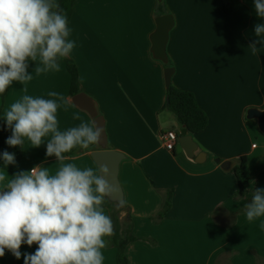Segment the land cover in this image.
Masks as SVG:
<instances>
[{
	"label": "crops",
	"instance_id": "0c3cea01",
	"mask_svg": "<svg viewBox=\"0 0 264 264\" xmlns=\"http://www.w3.org/2000/svg\"><path fill=\"white\" fill-rule=\"evenodd\" d=\"M163 1L164 14L173 19L165 62L151 51L156 0H76L68 20L75 47L67 59L77 67L81 92L103 117L108 149L124 156L118 181L137 238L124 249L127 264H264V216L248 221L245 215L254 191L264 189V133L256 119L247 118L249 109L264 111V47L257 44L256 55L249 48L257 39L255 25L264 19L256 16L254 0H237L232 14L223 11L222 0ZM165 63L174 68L170 84L192 93L207 116L206 128L191 135L197 146L193 158L178 144L166 150L160 139L180 129L164 106ZM34 67L29 61L33 79L27 93L25 85L13 82L0 100L1 122L23 95L53 99L47 93L55 91L66 101L57 111L59 130L93 123L71 102L63 62L59 71L40 75ZM95 150L96 145L74 149L65 162L98 170L91 157ZM243 156L251 181L238 197L235 176L215 159L232 167ZM37 165L51 172L59 167L55 157L46 158L45 144L31 148L26 141L13 175ZM167 191L170 208L157 220ZM36 248L23 244L19 260L6 250L0 264H24L23 254ZM116 252L107 243L103 264H117Z\"/></svg>",
	"mask_w": 264,
	"mask_h": 264
},
{
	"label": "clouds",
	"instance_id": "9594fccd",
	"mask_svg": "<svg viewBox=\"0 0 264 264\" xmlns=\"http://www.w3.org/2000/svg\"><path fill=\"white\" fill-rule=\"evenodd\" d=\"M257 17L264 19V0H254ZM256 41L249 45L253 55L264 47V23L256 24ZM66 13L55 0H0V94L13 82L25 85L36 75L60 70V60L68 58L75 42L69 40ZM53 99L25 94L5 111L3 119L11 130L6 143L25 149L46 145V158L55 157L59 167L37 165L13 176L5 175L15 155L2 153L0 168V258L6 250L21 258V246L37 245L24 253V264H103L102 249L114 233L113 222L102 205L114 194L107 167L79 168L66 154L88 150L100 142L102 129L84 121L61 131L57 111L66 103L58 92ZM73 119L80 120L78 114ZM46 137H50L45 141ZM248 221L264 216V189H256L248 203ZM264 228V224L261 225Z\"/></svg>",
	"mask_w": 264,
	"mask_h": 264
},
{
	"label": "trees",
	"instance_id": "16d2710c",
	"mask_svg": "<svg viewBox=\"0 0 264 264\" xmlns=\"http://www.w3.org/2000/svg\"><path fill=\"white\" fill-rule=\"evenodd\" d=\"M76 0H59L57 3L60 9L66 13L69 20L73 6ZM223 11L226 14H232L238 8L237 0H222ZM167 10L165 8L164 1H156V11L157 16L163 15ZM60 62L65 64L66 70L70 76L69 84V96L81 93L79 81H78V71L75 64L67 58L61 59ZM166 67H169V63H165ZM6 93V92H5ZM0 94V100L3 101L5 96ZM166 99L165 108L169 110L176 118L179 126L184 127L187 134L195 135L202 132L208 123L207 116L198 107L195 97L192 93L187 91L179 90L173 87L171 84L166 88ZM11 135V130L7 125L0 120V168H3L2 153L7 151L15 155L16 163L8 165L6 171L13 176L14 167L20 162L23 150L20 147H10L6 140ZM230 172L233 173L237 181L236 196L242 197L245 193L246 186L250 183L249 170L247 166L246 157H240L236 160V163L230 168ZM171 205V191H167L164 196V200L159 212L156 215V219L160 220L169 210ZM109 210L110 217L113 222L114 233L111 237H108V244L116 248V263L117 264H127L126 258L124 256L125 247L135 240L136 237L132 234V224L129 217V208L125 203L122 206H118L115 203L109 202L107 199L103 204ZM124 214V217H121Z\"/></svg>",
	"mask_w": 264,
	"mask_h": 264
},
{
	"label": "water",
	"instance_id": "95a60500",
	"mask_svg": "<svg viewBox=\"0 0 264 264\" xmlns=\"http://www.w3.org/2000/svg\"><path fill=\"white\" fill-rule=\"evenodd\" d=\"M156 1L162 2L163 0ZM155 25V31L151 35V51L155 58L165 62V47L168 39V32L173 25V19L169 14L160 15L156 17ZM173 73V67H166L164 69V81L166 88H168L171 83ZM71 102L77 108L85 111L91 118L92 122L103 131L100 142L96 144V150L91 153V157L98 168L107 167L110 171L109 179L115 191L113 196L107 200L118 206H122L124 200L123 191L118 181V170L119 164L124 159V156L118 151L108 149L104 120L98 113L93 99L81 92L71 97ZM247 118L256 119L260 132L264 133V111L249 109L247 111ZM177 135L178 137L176 143L178 146L184 151L188 158H193L194 153L197 150V146L193 142L191 135L187 134L186 130L182 126L180 127ZM215 163L220 164V168L223 170H229L231 168V163L229 161L220 162L219 159H215Z\"/></svg>",
	"mask_w": 264,
	"mask_h": 264
},
{
	"label": "built area",
	"instance_id": "2783aa9c",
	"mask_svg": "<svg viewBox=\"0 0 264 264\" xmlns=\"http://www.w3.org/2000/svg\"><path fill=\"white\" fill-rule=\"evenodd\" d=\"M178 135L173 131H167L160 135L161 142L164 148L168 151H172L177 144Z\"/></svg>",
	"mask_w": 264,
	"mask_h": 264
}]
</instances>
